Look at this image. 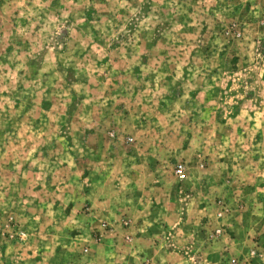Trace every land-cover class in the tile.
I'll list each match as a JSON object with an SVG mask.
<instances>
[{"label": "rangeland", "instance_id": "1", "mask_svg": "<svg viewBox=\"0 0 264 264\" xmlns=\"http://www.w3.org/2000/svg\"><path fill=\"white\" fill-rule=\"evenodd\" d=\"M137 228L264 264V0H0V264H119Z\"/></svg>", "mask_w": 264, "mask_h": 264}, {"label": "crops", "instance_id": "2", "mask_svg": "<svg viewBox=\"0 0 264 264\" xmlns=\"http://www.w3.org/2000/svg\"><path fill=\"white\" fill-rule=\"evenodd\" d=\"M99 212L102 213L103 210H100ZM147 231L148 233H150L149 229ZM140 234H141L140 228H137V231L134 233L131 242L126 243L122 247L117 246V249L115 248L112 250L113 254L106 255L104 259L106 261L108 260L111 263L136 264L140 262V260L145 259V257L148 256L153 261L159 264L174 262L175 259L172 261L170 258L168 259L164 255L166 251L162 252L161 248L157 247L158 245L157 246L153 245L148 249H145V247L142 246L143 244L140 245L141 244V242L139 241Z\"/></svg>", "mask_w": 264, "mask_h": 264}, {"label": "built area", "instance_id": "3", "mask_svg": "<svg viewBox=\"0 0 264 264\" xmlns=\"http://www.w3.org/2000/svg\"><path fill=\"white\" fill-rule=\"evenodd\" d=\"M178 173H179L180 177H184L185 176V173L183 172L182 169H178Z\"/></svg>", "mask_w": 264, "mask_h": 264}]
</instances>
